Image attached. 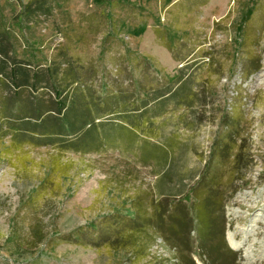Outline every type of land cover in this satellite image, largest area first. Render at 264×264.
Returning a JSON list of instances; mask_svg holds the SVG:
<instances>
[{
    "label": "rangeland",
    "instance_id": "rangeland-1",
    "mask_svg": "<svg viewBox=\"0 0 264 264\" xmlns=\"http://www.w3.org/2000/svg\"><path fill=\"white\" fill-rule=\"evenodd\" d=\"M0 33L33 67L69 59L102 108L110 96L164 89L190 65L200 100L169 104L143 135L177 140L188 180L159 184L168 213H192L196 191L214 194L210 245L223 238L228 250L217 257L196 231L176 247L150 231L147 248L134 235L136 250L123 249L133 206L154 199L150 170L116 152L58 155L0 137V264H264V0H0ZM29 93L13 100L0 87V115ZM56 159L66 176L51 173Z\"/></svg>",
    "mask_w": 264,
    "mask_h": 264
},
{
    "label": "trees",
    "instance_id": "trees-1",
    "mask_svg": "<svg viewBox=\"0 0 264 264\" xmlns=\"http://www.w3.org/2000/svg\"><path fill=\"white\" fill-rule=\"evenodd\" d=\"M166 47L172 48L169 42ZM63 65L65 68H62ZM189 68L190 65L181 68L177 82L148 93L145 99L139 101L137 107L133 103V112L130 115L120 114L115 109L119 105L118 101L109 103L106 100L102 108L90 90L77 85L78 75L69 59H63L51 69L33 67L10 55L9 43L0 33V87L7 92L11 91L13 100L19 99L23 91L31 93L25 104L14 113L8 104L2 105L0 137H8L10 146L14 149L23 145L34 149L51 148L58 155L100 153L105 146L114 148L121 141H127L130 146L139 143L140 163L143 166L152 164L156 168L153 173L158 175L157 184L154 188V199L147 205L139 199L133 206L135 218H127L128 229L123 231L125 235L128 234L119 236L122 239L120 246L123 249L136 250L137 246L132 238L138 235L143 238L147 248L152 243L149 235L151 231L153 239L154 236H159L168 245L176 247L175 238L178 234L186 231L189 235L191 231H196L199 241L208 246L211 253L218 254L219 258L225 257L228 250L223 238L221 245H210L217 232L216 220L212 216L215 195L203 197V192L196 191L193 196L198 203L192 213L182 211L180 216L177 209L171 214L168 213V198L159 184L180 185L188 179L176 168L177 140L164 139L160 144H153L152 139L143 135L145 129L153 131L154 119L163 114L169 104L192 110L200 100V93L195 90V78L191 74H184ZM256 70L257 68L253 72ZM73 85L77 86L73 88ZM40 91L52 93L54 98L50 95L40 98L37 96ZM105 113L113 116L104 119ZM3 124L7 125V129L1 130ZM220 154L222 157L223 151ZM63 168L67 166H59L56 159L50 171L53 175L58 173L66 176L67 171ZM183 190L182 186L181 191ZM194 222L196 226H193ZM189 264L193 262L190 261Z\"/></svg>",
    "mask_w": 264,
    "mask_h": 264
},
{
    "label": "crops",
    "instance_id": "crops-1",
    "mask_svg": "<svg viewBox=\"0 0 264 264\" xmlns=\"http://www.w3.org/2000/svg\"><path fill=\"white\" fill-rule=\"evenodd\" d=\"M145 99V96L143 98L137 96V95H132V96H126V95H117V96H113L110 97L108 102H117L118 101V106L115 109H118L120 114L125 113L126 115H130L131 112H133V103L135 104L134 107H137L138 103L140 100ZM124 106V108H123ZM113 115L109 114V113H105L104 119L108 118V117H112ZM158 118V117H157ZM156 118V119H157ZM128 142L127 141H121L119 142L118 146L111 148L108 146H105L102 152H116L119 154H124L126 156H128L131 160L133 164H137V165H141L143 168H146L148 170L151 171V175L156 178L157 180V176L158 175H154L153 171L156 170V168L153 167V165L149 164L146 166H143L140 163V144H133L132 146L127 145ZM188 179H185L183 182H186Z\"/></svg>",
    "mask_w": 264,
    "mask_h": 264
},
{
    "label": "bare ground",
    "instance_id": "bare-ground-1",
    "mask_svg": "<svg viewBox=\"0 0 264 264\" xmlns=\"http://www.w3.org/2000/svg\"><path fill=\"white\" fill-rule=\"evenodd\" d=\"M231 247H232L233 249H237V247H235L232 243H231Z\"/></svg>",
    "mask_w": 264,
    "mask_h": 264
}]
</instances>
